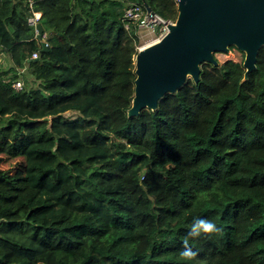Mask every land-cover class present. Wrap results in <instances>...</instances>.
I'll return each instance as SVG.
<instances>
[{
	"label": "trees",
	"instance_id": "obj_1",
	"mask_svg": "<svg viewBox=\"0 0 264 264\" xmlns=\"http://www.w3.org/2000/svg\"><path fill=\"white\" fill-rule=\"evenodd\" d=\"M132 2L178 15L177 0H0V264H264V46L248 77L244 59L204 62L129 116L147 29ZM196 217L223 231L189 237Z\"/></svg>",
	"mask_w": 264,
	"mask_h": 264
},
{
	"label": "water",
	"instance_id": "obj_2",
	"mask_svg": "<svg viewBox=\"0 0 264 264\" xmlns=\"http://www.w3.org/2000/svg\"><path fill=\"white\" fill-rule=\"evenodd\" d=\"M178 15L157 41L142 47L135 61V94L129 116L156 109L168 92H176L189 77L197 83L201 65H218L217 52L235 46L245 52L246 75L257 68L264 46V0H177ZM150 16L155 10L145 4ZM38 37L43 28L37 25ZM47 49V41H43Z\"/></svg>",
	"mask_w": 264,
	"mask_h": 264
},
{
	"label": "built area",
	"instance_id": "obj_3",
	"mask_svg": "<svg viewBox=\"0 0 264 264\" xmlns=\"http://www.w3.org/2000/svg\"><path fill=\"white\" fill-rule=\"evenodd\" d=\"M124 16L128 22H138L139 26L142 28L155 29L156 27L161 26L160 31L162 35L167 32L168 25L173 22L172 20L163 19L158 14L150 16L146 6L138 2H132L126 8ZM40 17L41 12L35 11L34 15L30 18V22L36 24ZM38 56V52H34L33 57ZM13 86L17 89H21L23 87V81L16 80L13 83Z\"/></svg>",
	"mask_w": 264,
	"mask_h": 264
},
{
	"label": "clouds",
	"instance_id": "obj_4",
	"mask_svg": "<svg viewBox=\"0 0 264 264\" xmlns=\"http://www.w3.org/2000/svg\"><path fill=\"white\" fill-rule=\"evenodd\" d=\"M222 231V227H218L214 221L196 217L192 222L188 236L193 238L200 237L202 234L211 236L213 234H219ZM182 245V250L179 253L180 257L188 261L195 260L199 253L193 250L188 237L184 238Z\"/></svg>",
	"mask_w": 264,
	"mask_h": 264
},
{
	"label": "rangeland",
	"instance_id": "obj_5",
	"mask_svg": "<svg viewBox=\"0 0 264 264\" xmlns=\"http://www.w3.org/2000/svg\"><path fill=\"white\" fill-rule=\"evenodd\" d=\"M160 28L161 26L156 27L155 29H141L140 35H141V45L139 46V49L142 47H145L155 41H157L159 38L162 37V34H160ZM216 57L220 62L226 61L228 59H233L235 61H241L242 59H245V52L241 51L238 48H232L228 52H217ZM3 166H7L6 164H3ZM33 247H35V244H32Z\"/></svg>",
	"mask_w": 264,
	"mask_h": 264
},
{
	"label": "flooded vegetation",
	"instance_id": "obj_6",
	"mask_svg": "<svg viewBox=\"0 0 264 264\" xmlns=\"http://www.w3.org/2000/svg\"><path fill=\"white\" fill-rule=\"evenodd\" d=\"M233 48V47H232ZM235 48V47H234Z\"/></svg>",
	"mask_w": 264,
	"mask_h": 264
}]
</instances>
